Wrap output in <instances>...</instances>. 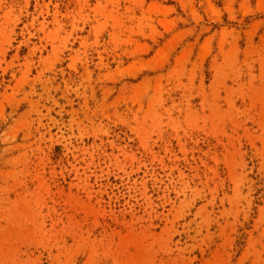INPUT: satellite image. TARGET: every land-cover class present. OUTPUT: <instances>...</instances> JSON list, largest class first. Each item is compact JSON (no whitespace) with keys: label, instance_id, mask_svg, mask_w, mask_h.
<instances>
[{"label":"rangeland","instance_id":"obj_1","mask_svg":"<svg viewBox=\"0 0 264 264\" xmlns=\"http://www.w3.org/2000/svg\"><path fill=\"white\" fill-rule=\"evenodd\" d=\"M0 264H264V0H0Z\"/></svg>","mask_w":264,"mask_h":264}]
</instances>
